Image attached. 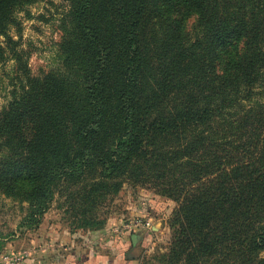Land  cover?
I'll list each match as a JSON object with an SVG mask.
<instances>
[{"label": "trees", "instance_id": "1", "mask_svg": "<svg viewBox=\"0 0 264 264\" xmlns=\"http://www.w3.org/2000/svg\"><path fill=\"white\" fill-rule=\"evenodd\" d=\"M35 1L0 0V65L8 53L21 63L8 31ZM70 2L64 70L27 77L0 112V189L27 201L38 227L61 180L94 170L111 179L138 172V161L154 174L179 162L190 189L163 188L179 202L186 238L177 245L188 241L187 256L200 257L237 242L254 264L264 251V0ZM241 42L219 72L220 52ZM173 135L185 144L149 148ZM150 204L144 216L159 213Z\"/></svg>", "mask_w": 264, "mask_h": 264}, {"label": "rangeland", "instance_id": "2", "mask_svg": "<svg viewBox=\"0 0 264 264\" xmlns=\"http://www.w3.org/2000/svg\"><path fill=\"white\" fill-rule=\"evenodd\" d=\"M173 1L167 0V4H172ZM183 5L185 7L186 3ZM70 8V0H36L18 11L17 23L9 27L8 34L17 42L21 63L16 60L15 55L8 53L7 61L0 65V112L12 99L13 91H21L27 77L42 78L48 73H60L64 70L61 43ZM196 23L197 14L189 11L184 24L192 40L198 35ZM1 40L4 42L5 38ZM4 45L6 46L5 42ZM242 47V42L232 43L220 52L217 64L219 72L222 71L225 60L235 56ZM234 122L237 126V117ZM215 126L218 127L219 123ZM177 136L151 138L149 148L154 149L156 146L161 150L174 151L176 146L185 144ZM4 153L6 150L0 148V159ZM137 164L138 172L130 171L111 179H105L100 170H94L77 178L59 181L55 187L54 200L42 216V222L46 218L48 226L61 224L71 232L105 230V235L117 238H128L148 231L151 233L149 245L134 248L136 264H251L250 261L241 260V245L237 242L217 245V251L210 256L188 257V241L177 245L186 238L180 226L183 220L175 217L179 202L163 191V188H168L169 183L179 181L182 182L178 183L181 188L189 190L193 178L191 175L184 178L181 174L188 167L184 168L178 162L174 167L170 166L168 171L167 167L160 165L154 169V175L148 163L138 161ZM146 196L168 201L171 206L164 213L152 217L150 228L131 230L128 225L142 216L138 204ZM184 196L185 192L180 194V198ZM28 212L27 201L10 196L0 189V253L13 248L28 252L27 242L33 241L35 235L39 238L36 232L40 225L37 227L27 221ZM94 224H98V227L92 228ZM261 259H264V251L256 257L254 264Z\"/></svg>", "mask_w": 264, "mask_h": 264}, {"label": "crops", "instance_id": "3", "mask_svg": "<svg viewBox=\"0 0 264 264\" xmlns=\"http://www.w3.org/2000/svg\"><path fill=\"white\" fill-rule=\"evenodd\" d=\"M153 201L156 202L157 206L154 205L159 213L147 217H156L171 206L168 201L146 196L138 204L142 215H146L145 212L150 209V202ZM36 233L39 238L35 235V239L26 244V264H136L134 248L139 245L148 246L151 240V233L148 231L136 234L135 241L133 235L118 239L100 231L71 232L61 224L48 226L46 218Z\"/></svg>", "mask_w": 264, "mask_h": 264}, {"label": "built area", "instance_id": "4", "mask_svg": "<svg viewBox=\"0 0 264 264\" xmlns=\"http://www.w3.org/2000/svg\"><path fill=\"white\" fill-rule=\"evenodd\" d=\"M152 226V217L139 216L128 228L135 231H141L143 228H150ZM117 235V234H116ZM28 252L21 250L8 249L0 255V264H26Z\"/></svg>", "mask_w": 264, "mask_h": 264}, {"label": "water", "instance_id": "5", "mask_svg": "<svg viewBox=\"0 0 264 264\" xmlns=\"http://www.w3.org/2000/svg\"><path fill=\"white\" fill-rule=\"evenodd\" d=\"M136 239H137V235L134 234V235H133V240L135 241Z\"/></svg>", "mask_w": 264, "mask_h": 264}]
</instances>
